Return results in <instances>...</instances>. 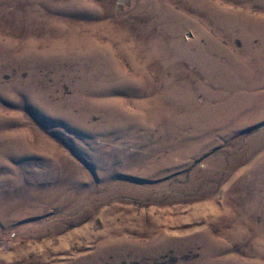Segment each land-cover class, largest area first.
Here are the masks:
<instances>
[{"label":"rangeland","instance_id":"rangeland-1","mask_svg":"<svg viewBox=\"0 0 264 264\" xmlns=\"http://www.w3.org/2000/svg\"><path fill=\"white\" fill-rule=\"evenodd\" d=\"M0 264H264V0H0Z\"/></svg>","mask_w":264,"mask_h":264}]
</instances>
